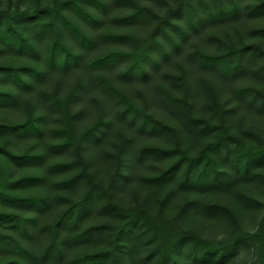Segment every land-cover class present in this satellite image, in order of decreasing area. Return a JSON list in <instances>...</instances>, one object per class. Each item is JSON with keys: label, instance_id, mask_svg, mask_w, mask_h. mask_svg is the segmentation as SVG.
<instances>
[{"label": "rangeland", "instance_id": "obj_1", "mask_svg": "<svg viewBox=\"0 0 264 264\" xmlns=\"http://www.w3.org/2000/svg\"><path fill=\"white\" fill-rule=\"evenodd\" d=\"M64 1L0 0V29L9 21L38 48L30 55L0 44V92L11 95L0 101V124L38 118L36 130L8 136L0 133V181L8 184L9 194L42 196L47 202L35 211L0 198V212L19 213L30 219L26 234L1 223L0 234L12 235L34 255L26 264H70L77 255L107 249L111 229L95 235L90 242L69 247L61 258H42L51 238L46 225L54 222L71 201L87 196L89 204L77 229L114 226L124 220L121 210H145L143 217L137 216L128 237H122L121 264H158L171 238L166 229L176 230L179 240L174 264H264V6L255 14L247 8L264 4V0H134L150 14L131 23L116 20L129 12L123 4H111L105 11L87 6L98 20L88 22ZM231 2L237 4L236 13L206 17V6L228 7ZM188 5L204 17L201 22L188 25ZM55 8L58 10L53 11ZM52 19L59 25L71 20L95 39L90 47L79 46L63 26L64 42L81 54L80 62L66 70L50 68L44 62V49L53 35V28L48 26ZM175 25L185 32L178 33ZM165 32L176 44L165 42ZM104 33H125L133 38L105 40ZM158 41L163 42L165 52L156 46ZM240 47L244 49L242 70L234 77H225L191 57L195 50L220 53ZM144 48L151 52L144 75L122 77L125 61L104 69L85 65L88 59L109 50ZM25 66L36 68L39 74H24V84L1 71ZM98 74L107 77L145 118L155 122L153 131L146 126L140 130L127 118L116 117L119 104L104 92L96 80ZM242 88L248 91L241 92ZM163 90L177 98L175 106L164 102ZM46 93L59 99L68 95L67 113ZM67 122L75 140L59 151L54 146L68 137L67 131H60ZM93 124L99 128L97 136L77 141L79 133ZM144 147L153 152L137 155ZM249 148L256 149V157L234 162L238 151ZM203 149L225 180L213 187L179 186L184 160ZM24 153L41 158L23 164L9 158L10 154ZM62 161L73 164L54 171L52 165ZM171 169V174H164ZM72 175L78 178L71 186L57 185ZM158 176L161 180H150ZM29 177L34 179L13 184ZM15 259L18 257L0 252V264ZM103 264L114 262L109 259Z\"/></svg>", "mask_w": 264, "mask_h": 264}, {"label": "trees", "instance_id": "obj_2", "mask_svg": "<svg viewBox=\"0 0 264 264\" xmlns=\"http://www.w3.org/2000/svg\"><path fill=\"white\" fill-rule=\"evenodd\" d=\"M200 2V0H198ZM123 4L129 8V12L125 15L119 16L116 20L119 23H131L136 21L139 17H143L150 14V10L144 6L139 5L134 0H65L64 5L72 7L82 18L88 22H97L95 14L90 11L87 6H92L96 10L105 11L109 8L111 4ZM264 4H250L247 6L250 14H255L259 10L263 9ZM207 16L209 17H220L227 15L229 13H236L238 11L236 2H231L228 7L217 4L216 6H206ZM58 10V8L53 9V11ZM92 10V9H91ZM149 12V13H148ZM187 13L188 25L192 26V22H201L203 16H201L196 10L193 9L191 5L185 8ZM48 26L53 28V35L47 42L44 49V62L45 64L52 68L58 67L60 69H69L71 66H75L80 62L81 54L71 49L62 38V28L65 26L76 38V42L79 46L90 47L93 45L95 39L92 36L85 34L73 21L65 19L63 23L59 25L52 19ZM178 33H184L185 29L178 25L174 26ZM44 29H40L42 32ZM264 32V31H263ZM102 38L105 40H120V39H130L133 38L129 34L125 33H104ZM165 42L169 44H174V37L165 32ZM149 46L151 45V40H148ZM0 44L7 48L14 49L17 53L27 52L30 55L36 54L38 48L35 42L27 35H24L19 27L13 23L7 22L4 28L0 29ZM156 46L163 52H165V46L163 42H155ZM176 44V43H175ZM151 53V52H150ZM149 49L144 48L143 50H109L96 57L88 59L85 63L87 68L90 69H104L108 65H111L118 61H125V66L121 72V76L124 78H131L137 75L146 74V60L150 59ZM243 48H233L230 51L220 52V53H205L200 50H195L191 53V57L197 59L201 62L204 67H210L216 69L219 74L225 77H234L237 73L242 70L241 58L243 56ZM2 72H9L14 80L24 84L27 82V77L24 74L37 76L39 71L30 66H25L22 68H17L12 71H7L6 69H1ZM178 79L179 77H172ZM96 80L102 86L104 92L108 93L109 97H113V100L119 104L116 117L118 119L124 120L128 119V122L140 130L146 129L153 131L156 127L155 122H150L142 110L138 108L129 97L124 94L120 89L114 87L107 77L102 75H97ZM248 89L242 88L241 92H247ZM69 95H72L70 92ZM11 95L8 92H0V101L8 100ZM48 97L54 104L62 107V109L67 113V100L68 95L63 99H59L55 94L46 93ZM162 97L164 102L168 103L170 106H175L177 104V98L168 91H162ZM144 111V110H143ZM66 115V114H65ZM38 118H28L23 123L18 124H0V133L8 136L15 135L19 132L29 131V129L36 130V121ZM99 123V122H96ZM71 128L69 122L65 124L63 129L60 131H67L68 137L56 144L54 147L62 151L65 147L70 145L71 141L75 138L69 132ZM99 128L96 124L84 129L77 136V141H81L85 138H92L97 136ZM153 149L150 147H144L138 150L137 155L142 156L146 153H152ZM258 152L256 149H245L238 151L234 162H248L251 158L256 157ZM9 158L16 164L32 163L39 160L41 156L34 153H24L18 155H9ZM185 171L179 179V186L185 189H197L202 187H213L222 184L225 178L217 174L215 164L212 162V157L209 156L207 149H203L197 155L192 156L189 159H185ZM71 161H62L59 163H54L52 169L54 171L66 170L72 166ZM171 170L165 171V175L171 174ZM1 178V176H0ZM78 178L77 175H72L58 181L57 185L60 187H68L73 184V182ZM161 176L151 177V181L161 180ZM227 178V177H226ZM34 179V177H29L25 179L14 180L13 184L17 182H23L26 180ZM4 181V180H3ZM0 181V198L9 204H15L23 208L41 209L47 204L46 199L42 196L30 195V196H16L9 194L6 191L7 183ZM12 184V183H10ZM87 194V193H86ZM87 204H89L87 196L83 197L78 201H71L68 205L62 209L58 217L46 227L49 229L51 238L43 251V259L47 257H59L64 255L66 249L71 246L83 244L90 242L95 238V235L102 234L104 230H112V240L111 245L107 249L90 252L85 254H80L75 256L70 264H103L107 260L111 259L114 264H121L120 260V246L122 237L129 235V232L135 226L138 217H143L146 214L145 210L140 207H131L128 210H121L122 217L124 220L117 225H98L90 226L86 228L77 229V224ZM31 209V210H32ZM138 216V217H137ZM30 219L19 213L12 212H0V223L8 229H16L23 234L28 232ZM169 237L168 248L160 253L158 258V264H174L175 262V251H177L179 246V240L176 237V230L173 232L170 229H166ZM171 234V235H170ZM0 252L14 255L18 259L12 260L5 264H26L28 263L34 255L25 248L16 238L10 234H0ZM151 256V255H150Z\"/></svg>", "mask_w": 264, "mask_h": 264}]
</instances>
